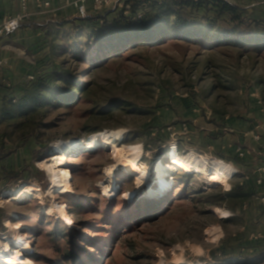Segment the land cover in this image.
Returning a JSON list of instances; mask_svg holds the SVG:
<instances>
[{
  "label": "rangeland",
  "instance_id": "rangeland-1",
  "mask_svg": "<svg viewBox=\"0 0 264 264\" xmlns=\"http://www.w3.org/2000/svg\"><path fill=\"white\" fill-rule=\"evenodd\" d=\"M138 4L136 14L129 6L91 10L86 19L52 17L39 40L30 33L21 42H5L12 58L20 51L25 58L16 70L0 66V74H12L0 84L12 104L29 102L28 75L38 80L55 70L72 72L87 88L70 108L0 122V246L10 240V248L20 251L14 264H264V231L245 225L244 204L228 194L236 184L252 183L245 178L242 149L230 151L228 144H247L239 126L264 119V46L178 36L103 57L107 50L96 49L90 35L121 14L138 19L151 12L150 3ZM185 12L214 16L215 8L208 3ZM99 131L116 135L92 152H58L66 158L70 189L50 191L39 162L53 155L58 142H87ZM122 146L139 147L149 182L139 186L142 172L125 164L106 173ZM174 149L206 157L208 167L216 160L230 164L235 175L229 189L182 169L168 172L167 184L160 182L156 161L171 162ZM23 185L34 194L12 200L10 192Z\"/></svg>",
  "mask_w": 264,
  "mask_h": 264
},
{
  "label": "trees",
  "instance_id": "trees-1",
  "mask_svg": "<svg viewBox=\"0 0 264 264\" xmlns=\"http://www.w3.org/2000/svg\"><path fill=\"white\" fill-rule=\"evenodd\" d=\"M133 2L135 0H129L128 4L136 14L139 4ZM148 3L152 6L148 14L138 16V19H130L121 14L112 26L90 35L95 40L96 49L107 50L103 57L108 53H117L120 48L154 44L178 36L205 43L215 39L237 43L245 41L255 47L264 46V19L252 18L243 8L226 0H174L172 4L166 0H150ZM208 3L214 4V16L205 14L195 17L185 12L186 9L200 10ZM225 17L227 18L224 19ZM212 29L216 32L211 33ZM30 84L29 102L23 107L12 104L13 100L5 92L0 105V122L6 119H22L30 115L33 118L43 117L51 109L70 108L78 101V93L87 88L72 72L64 73L58 70L33 80ZM110 106L119 107V103L112 102ZM50 149L47 148L45 154ZM247 187L249 186L245 183L236 184L228 194L243 205L251 196Z\"/></svg>",
  "mask_w": 264,
  "mask_h": 264
},
{
  "label": "bare ground",
  "instance_id": "bare-ground-1",
  "mask_svg": "<svg viewBox=\"0 0 264 264\" xmlns=\"http://www.w3.org/2000/svg\"><path fill=\"white\" fill-rule=\"evenodd\" d=\"M116 133H109L107 131H99L93 133L87 142L67 141L58 142L55 145V151L51 157L39 162V165L46 169L51 180L50 191H59L65 193L70 189V177L68 172L62 165L66 162V158L62 154L75 155L85 152H92L105 146L107 139L112 138ZM112 141V140H111ZM110 143V142H109ZM61 152L62 154H59ZM171 162L165 163L161 158L156 161L155 172L157 178L163 184H167L166 175L168 172H173L182 169L185 172H197L205 174L206 183L209 186H224L227 189L230 187V181L235 175V168L230 164L222 161H214L208 167L209 161L206 157L198 156L194 151L186 154H180L175 149L170 153ZM127 165L131 170L142 172L138 177L137 184L144 185L151 180L150 167L141 161L139 158V147L136 146H122L113 156V164L106 168V173L112 175L119 165ZM33 195V190L29 185H23L20 189L10 192L12 200H20L22 196ZM38 196V192H35ZM60 212H63L60 207ZM221 230L219 228L213 229V236L219 237ZM19 246H22L21 241H16ZM10 240L0 246V264H14L16 260L21 257L18 249L10 248ZM193 248L201 253L202 248L193 246ZM176 261L181 260V256L175 258Z\"/></svg>",
  "mask_w": 264,
  "mask_h": 264
},
{
  "label": "crops",
  "instance_id": "crops-1",
  "mask_svg": "<svg viewBox=\"0 0 264 264\" xmlns=\"http://www.w3.org/2000/svg\"><path fill=\"white\" fill-rule=\"evenodd\" d=\"M143 4L150 2V0H141ZM154 1V0H152ZM236 6L243 8L247 15L255 19H264V0H226ZM49 2V6H40V3ZM67 0H27L26 18L21 29L15 34L6 37L0 43V66L5 69L16 70L19 69L24 61V57L21 56V51L17 53V56L12 58L11 52L5 42L9 38H16L18 42L27 39L28 34H34L36 40L42 38L43 30L41 26L45 25V22L49 21L52 17H64L72 15L77 17L75 8L66 4ZM22 12L21 0H0V23L4 19L12 18ZM26 25L31 24L33 30ZM40 27V28H39ZM41 36V37H40ZM16 72V71H15ZM6 73L12 75L10 71H6L0 74V84L6 82V79L12 76H7ZM7 85V84H6ZM5 91L0 89V102L4 99ZM255 124V123H254ZM248 124L245 126H239L243 129L248 136V143L244 146L232 145L229 143V150L236 151L242 149L244 153V166L243 170L246 172L245 178L251 181V187H247L251 196L244 202L242 209L245 213V225L248 227H259L264 231V182L258 184L256 179L258 176V168L264 167V119L260 125ZM238 127V126H237ZM258 136V137H256ZM233 217L238 215L237 209H232ZM230 216V217H231Z\"/></svg>",
  "mask_w": 264,
  "mask_h": 264
},
{
  "label": "built area",
  "instance_id": "built-area-1",
  "mask_svg": "<svg viewBox=\"0 0 264 264\" xmlns=\"http://www.w3.org/2000/svg\"><path fill=\"white\" fill-rule=\"evenodd\" d=\"M129 0H67L66 4L75 8L77 18H88L90 11L94 12H111L118 11L120 9H128ZM40 6H49V2L40 3ZM21 8L22 12L17 14L16 16L8 19H4L0 23V43L6 37H9L16 32H18L26 18V10H27V0H21ZM0 64L2 62L0 61ZM28 81H33L35 79L34 75L27 76ZM258 137V136H256ZM240 155H243L241 152ZM257 183L261 184L264 182V167H260L257 170ZM264 202V198H262Z\"/></svg>",
  "mask_w": 264,
  "mask_h": 264
}]
</instances>
